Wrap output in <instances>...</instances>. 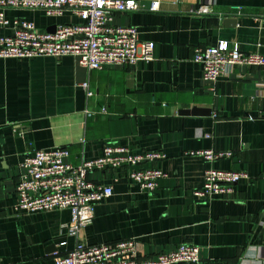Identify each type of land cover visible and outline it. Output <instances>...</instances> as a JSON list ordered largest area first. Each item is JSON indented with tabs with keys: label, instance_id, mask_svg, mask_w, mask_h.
I'll list each match as a JSON object with an SVG mask.
<instances>
[{
	"label": "crops",
	"instance_id": "1",
	"mask_svg": "<svg viewBox=\"0 0 264 264\" xmlns=\"http://www.w3.org/2000/svg\"><path fill=\"white\" fill-rule=\"evenodd\" d=\"M151 2L140 0L138 10L113 20L155 43L149 62L89 70L73 55L0 58V264H55L54 252L65 254L76 244L64 227L70 210L15 211L24 158L65 147L78 164L102 156L107 142L163 151L153 166L166 176L149 193L126 166L93 174L111 184L113 194L96 204L84 230L87 244L135 238L139 256L150 258L191 242L200 246L198 264H264V67L236 65L210 88L194 60L198 47L221 40L264 54V0H160L156 11ZM204 5L211 11L200 12ZM6 15L48 32L80 21L69 11L48 16L9 9ZM193 108L203 112L184 111ZM205 149L233 155L208 161L190 153ZM210 167L250 177L234 194L204 200L193 192Z\"/></svg>",
	"mask_w": 264,
	"mask_h": 264
},
{
	"label": "built area",
	"instance_id": "2",
	"mask_svg": "<svg viewBox=\"0 0 264 264\" xmlns=\"http://www.w3.org/2000/svg\"><path fill=\"white\" fill-rule=\"evenodd\" d=\"M140 0H0V30L9 28L10 34L0 32V58H32L39 56L77 57L78 63L89 70H102L109 65L136 66L154 59L155 43L142 41L137 27L116 25L120 12L138 10ZM9 9L42 10L48 16H60L69 11L79 22L64 23L54 32L41 31L33 21L15 17ZM150 9H160V0H152ZM211 9L204 5L200 12ZM194 60L202 65L203 79L214 88L222 76H229L236 65L264 67V54L246 53L236 45L221 40L217 45L198 47ZM87 96L94 92L88 83L82 84ZM88 116L92 115L86 110ZM208 161L231 157L232 151L205 149L191 151ZM70 151L65 147L37 149L21 162V173L16 184L17 213H36L51 210H70L71 221L65 224L68 234L76 238L74 247L65 254L54 252L55 264H198L200 246L191 242L155 257L139 256V242L135 238L114 243L87 244L85 228L92 223L95 206L113 194V186L93 180L107 168H130V179L144 192L154 193L165 178V172L153 164L164 158L161 150L134 152L128 147L107 142L102 156L82 160L76 164L68 160ZM246 171L224 170L214 167L204 172V184L193 193L209 200L215 196L235 193L241 180L249 179Z\"/></svg>",
	"mask_w": 264,
	"mask_h": 264
},
{
	"label": "water",
	"instance_id": "3",
	"mask_svg": "<svg viewBox=\"0 0 264 264\" xmlns=\"http://www.w3.org/2000/svg\"><path fill=\"white\" fill-rule=\"evenodd\" d=\"M184 111H187V113H196V112H203V110H201V108H193V109H190V110H184Z\"/></svg>",
	"mask_w": 264,
	"mask_h": 264
}]
</instances>
